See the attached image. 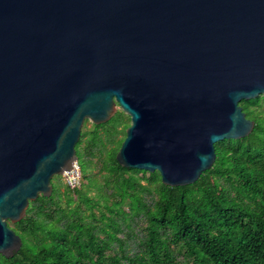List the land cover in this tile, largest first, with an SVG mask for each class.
<instances>
[{
    "label": "water",
    "instance_id": "95a60500",
    "mask_svg": "<svg viewBox=\"0 0 264 264\" xmlns=\"http://www.w3.org/2000/svg\"><path fill=\"white\" fill-rule=\"evenodd\" d=\"M260 95L264 0H0V254L86 120L121 110L118 163L182 186L252 131L239 102Z\"/></svg>",
    "mask_w": 264,
    "mask_h": 264
},
{
    "label": "trees",
    "instance_id": "16d2710c",
    "mask_svg": "<svg viewBox=\"0 0 264 264\" xmlns=\"http://www.w3.org/2000/svg\"><path fill=\"white\" fill-rule=\"evenodd\" d=\"M239 104L252 131L218 141L212 166L182 186L118 163L129 125L121 110L104 123L85 121L75 150L97 192L58 193L53 185L50 196L30 201L26 216L10 223L22 245L11 257L0 254V264H264V96ZM93 158L103 181L88 173Z\"/></svg>",
    "mask_w": 264,
    "mask_h": 264
},
{
    "label": "rangeland",
    "instance_id": "374dc122",
    "mask_svg": "<svg viewBox=\"0 0 264 264\" xmlns=\"http://www.w3.org/2000/svg\"><path fill=\"white\" fill-rule=\"evenodd\" d=\"M115 114H116V113H115ZM125 115H126V114H125ZM86 121H87V122H86V123H87V127H90V126L93 124V123H92L91 121H89V120H86ZM129 123H130V119H129ZM84 126H85V124H83L81 131L84 129ZM125 129H126V128H125ZM118 137H120V138L123 137V133H120V134L118 135ZM93 160H94V163L92 164V167L90 168V170H89L88 173L95 174L96 177H99L100 180L103 181V179L101 178V169H100V165H101V164H100V162L98 161L97 158H93ZM81 175H82V174H81ZM51 183H52V185H54L55 187H57V189H58V193H60V192H65V191H67V189H68V188H67L68 186L65 184L62 175H56V176H53L52 179H51ZM78 187H83V190H88V195H91V196H93V195L97 192L95 186H93V185H88V184H87V181L84 180L83 177H81V182H80V185H79ZM78 187H76V188H78ZM52 192H53V191H52ZM56 199H58L59 202L62 203V205H65V201H66V196H65V195H61V196H59V194H57ZM74 199L77 201V197L74 196ZM74 204H75V203L73 202L72 205H74ZM80 206H81V209H83L85 212L88 211L87 205H86L84 202H81V203H80ZM137 228H139V225H138ZM121 236H122V237H125V235H124L123 233H121ZM128 248H130V247H128Z\"/></svg>",
    "mask_w": 264,
    "mask_h": 264
},
{
    "label": "built area",
    "instance_id": "2783aa9c",
    "mask_svg": "<svg viewBox=\"0 0 264 264\" xmlns=\"http://www.w3.org/2000/svg\"><path fill=\"white\" fill-rule=\"evenodd\" d=\"M62 177L65 184L70 188H76L80 185L82 175L78 160L72 163V170L62 173Z\"/></svg>",
    "mask_w": 264,
    "mask_h": 264
}]
</instances>
